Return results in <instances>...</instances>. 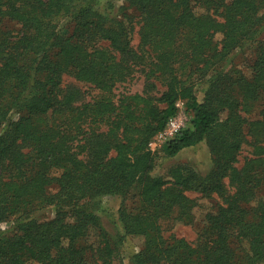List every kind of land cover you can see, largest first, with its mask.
<instances>
[{
	"label": "trees",
	"instance_id": "16d2710c",
	"mask_svg": "<svg viewBox=\"0 0 264 264\" xmlns=\"http://www.w3.org/2000/svg\"><path fill=\"white\" fill-rule=\"evenodd\" d=\"M119 1L0 0V264H124L127 236L143 241L133 264H264V0ZM248 45L245 71L234 58ZM140 67L165 90L116 99ZM65 74L102 95L83 100ZM180 100L191 125L162 156L206 140L207 174L156 173L150 144ZM112 197L116 235L100 213ZM203 205L195 244L165 236Z\"/></svg>",
	"mask_w": 264,
	"mask_h": 264
},
{
	"label": "rangeland",
	"instance_id": "374dc122",
	"mask_svg": "<svg viewBox=\"0 0 264 264\" xmlns=\"http://www.w3.org/2000/svg\"><path fill=\"white\" fill-rule=\"evenodd\" d=\"M122 1H119L121 4ZM68 32V31H66ZM260 38H264V30L261 32ZM106 44V43H104ZM140 44V34H139V25L137 26L136 33L133 39L134 47L138 48ZM256 50V45H248L242 50H238L235 58L234 64L243 70L247 71L248 65L250 64L252 58L254 57V52ZM64 86L67 88H76L83 92V100H93L102 95V91L98 88H95L90 83L85 81L78 80L72 74H65L63 80ZM165 90V87L161 82L157 81V87L151 88L147 85V79L143 67L138 68L134 76L124 82H120L114 89V94L116 99H118L123 94L127 93H142L159 96ZM199 94V92H198ZM193 118L192 111L188 108L185 100H180L178 102V111L174 115L167 127L163 132L158 134L155 140L150 144L151 149L154 153L157 154V165L155 167L156 173L164 174L171 166L177 164H189L193 168L197 169L200 173L207 174L210 170L212 158L211 153L207 144V141L204 140L196 147H190L182 150L177 156L169 159H165L162 156L161 150L163 144L174 138L181 130L190 127L191 121ZM252 148L250 145H245L241 154L239 166L241 167L244 164V161L247 157L251 156ZM191 197H199L198 193L190 192ZM131 201V200H130ZM201 202L206 204L205 201ZM220 201L217 198L214 203ZM123 203L122 197H112L104 198L103 208L101 210V216L103 223L105 224L108 231L111 235H116L123 232L122 227L118 220V210ZM198 206L194 209V220L192 222H186L182 220H177L171 223H164V234L166 237H171V235H176L178 237H183L189 242L195 244L198 239V234L202 226L205 224L206 213L210 210L209 206ZM45 216L52 217V209H48ZM7 224L4 223L3 226ZM96 232H93L92 240L97 241ZM142 239L135 236H127L123 245V251L121 253V258L124 261V264H133L130 259V255L135 251H138L142 247ZM118 264V262H116Z\"/></svg>",
	"mask_w": 264,
	"mask_h": 264
}]
</instances>
